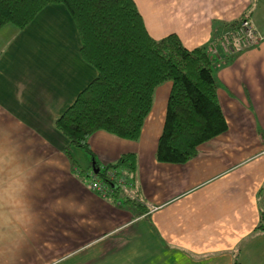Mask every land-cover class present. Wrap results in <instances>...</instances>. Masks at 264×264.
<instances>
[{
    "label": "crops",
    "instance_id": "0c3cea01",
    "mask_svg": "<svg viewBox=\"0 0 264 264\" xmlns=\"http://www.w3.org/2000/svg\"><path fill=\"white\" fill-rule=\"evenodd\" d=\"M150 35L177 33L212 58L226 132L185 163L156 151L172 82L159 85L138 140L97 131L90 145L105 165L137 157L142 206L118 205L84 178L92 165L55 120L97 75L62 4L36 16H66L64 40L25 45L22 30L0 29V264H264V21L252 0H135ZM248 17L262 37L223 52L221 36ZM218 50L215 52L214 50ZM141 255L145 259L141 258ZM132 256L134 260L127 261ZM137 258H140L137 260Z\"/></svg>",
    "mask_w": 264,
    "mask_h": 264
},
{
    "label": "trees",
    "instance_id": "16d2710c",
    "mask_svg": "<svg viewBox=\"0 0 264 264\" xmlns=\"http://www.w3.org/2000/svg\"><path fill=\"white\" fill-rule=\"evenodd\" d=\"M52 4L68 9L81 39L80 54L97 70L55 120L69 140L66 152L80 149L90 156L92 165L83 175L90 186L93 180L100 182L99 195L118 205L143 207L136 154L126 152L103 165L90 137L106 131L138 140L156 88L171 81L156 156L166 163H185L196 156L201 144L228 129L210 53L205 46L187 48L177 33L152 37L135 0H0V29L9 24L22 30ZM257 228L264 230V210ZM233 264L242 263L235 258Z\"/></svg>",
    "mask_w": 264,
    "mask_h": 264
},
{
    "label": "rangeland",
    "instance_id": "374dc122",
    "mask_svg": "<svg viewBox=\"0 0 264 264\" xmlns=\"http://www.w3.org/2000/svg\"><path fill=\"white\" fill-rule=\"evenodd\" d=\"M252 7L251 10H254L258 12L259 18H261L262 21H264V0H252ZM247 17V16H246ZM66 16L64 13L58 17H51V14L44 17V16H36L33 21L26 27L27 30H25V33L23 34V40L25 41V45L27 46H35L36 44H41L42 41H46V37L49 40H53L54 37L55 40H64V45L61 43V51H64L66 47H71L73 45V28L72 24L68 22V19H65ZM248 18V17H247ZM73 19V18H72ZM250 20V18H248ZM74 21V20H72ZM75 23V22H74ZM236 25L234 24V27ZM244 33H242L243 35ZM260 37H262L260 35ZM258 41V40H257ZM256 41V43H257ZM256 43H253L249 47L255 45ZM223 52H225L224 46H221ZM247 47V49L249 48ZM214 50V49H213ZM217 52L218 50H214ZM129 259H125V263L127 261L134 260L132 256L127 257ZM142 259H145L144 256L141 255ZM140 258H137V260Z\"/></svg>",
    "mask_w": 264,
    "mask_h": 264
},
{
    "label": "built area",
    "instance_id": "2783aa9c",
    "mask_svg": "<svg viewBox=\"0 0 264 264\" xmlns=\"http://www.w3.org/2000/svg\"><path fill=\"white\" fill-rule=\"evenodd\" d=\"M242 33L244 34L242 35ZM260 38V35L252 26L251 20L243 17L235 27L221 36V46H224L225 51L228 53H236L247 49ZM91 187L96 192L102 189V185L98 180H93Z\"/></svg>",
    "mask_w": 264,
    "mask_h": 264
}]
</instances>
